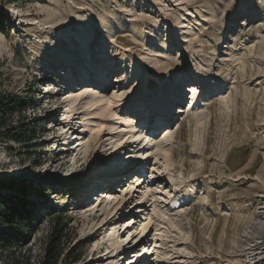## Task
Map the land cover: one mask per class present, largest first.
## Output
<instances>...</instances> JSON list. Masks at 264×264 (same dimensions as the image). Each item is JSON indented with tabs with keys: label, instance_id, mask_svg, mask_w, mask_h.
Masks as SVG:
<instances>
[{
	"label": "rangeland",
	"instance_id": "obj_1",
	"mask_svg": "<svg viewBox=\"0 0 264 264\" xmlns=\"http://www.w3.org/2000/svg\"><path fill=\"white\" fill-rule=\"evenodd\" d=\"M0 92L35 136L0 138V264L56 213L76 264H264V0H0Z\"/></svg>",
	"mask_w": 264,
	"mask_h": 264
},
{
	"label": "trees",
	"instance_id": "obj_2",
	"mask_svg": "<svg viewBox=\"0 0 264 264\" xmlns=\"http://www.w3.org/2000/svg\"><path fill=\"white\" fill-rule=\"evenodd\" d=\"M34 108L33 99L15 93L0 92V138L12 141L18 145L31 143L35 136L31 126L23 116L28 109ZM8 199L5 208L0 201V225L6 228L17 229L27 220L23 201L14 197ZM10 202V203H9ZM17 205V206H16ZM50 224L48 243L44 248L43 264H76L82 254H66L64 233L70 231L64 215L56 213L48 218Z\"/></svg>",
	"mask_w": 264,
	"mask_h": 264
},
{
	"label": "bare ground",
	"instance_id": "obj_3",
	"mask_svg": "<svg viewBox=\"0 0 264 264\" xmlns=\"http://www.w3.org/2000/svg\"><path fill=\"white\" fill-rule=\"evenodd\" d=\"M244 24H242V26H243ZM188 94H191V95H194V94H196L197 93V89H195V87L194 86H189L188 88ZM185 97V96H184ZM99 98V97H98ZM187 98H188V96H187ZM180 101L181 100H183V97H181V99H179ZM165 102V101H164ZM192 102V101H191ZM165 105H167V104H165ZM160 107V106H159ZM159 107L158 108H156V110H158L159 112L161 111L160 109H159ZM155 108H153V109H151V115L153 114V112L155 111L154 110ZM165 109V108H164ZM177 110V112H176V114H180L181 112V114H184V111L181 109V108H177L176 109ZM166 113L168 114V110L166 111ZM141 114V113H140ZM155 114V113H154ZM163 114V113H162ZM167 114H165L164 116H161L160 114V116L162 117V119H164L163 121H161L160 123H161V125H163V124H166L167 123V121H171L172 120V118H171V116H169V115H167ZM160 117V118H161ZM129 119H131V118H129ZM164 122H166V123H164ZM131 126V125H130ZM132 127V126H131ZM168 130V129H167ZM165 131V130H164ZM161 133H163V130H162V132ZM136 134V133H135ZM137 134H138V132H137ZM134 136V135H133ZM132 136V137H133ZM138 136V135H137ZM152 141H154V138H152V139H150L149 140V143L150 142H152ZM148 143V144H149ZM76 144V142L71 146L72 148L74 147V145ZM140 147V146H139ZM77 148V147H76ZM76 148H74V149H72V152L74 153V151L76 150ZM71 150V149H70ZM69 149L67 148V147H64L63 148V155H68L69 154ZM138 154V153H137ZM136 154V155H137ZM136 155H135V157H136ZM140 155V154H139ZM139 155H137V157L139 158V161L140 162H142L143 161V154L141 155V156H139ZM136 157V158H137ZM138 162V161H137ZM144 162V161H143ZM133 167V166H132ZM129 168V167H128ZM130 169V168H129ZM129 169H127V170H129ZM131 169H133V168H131ZM130 169V170H131ZM127 172V171H126ZM122 179V178H121ZM132 179H134L135 180V183H137V182H139L140 181V179L141 178H138L137 177V175H135V176H133V178ZM83 184L82 183H78V184H76L75 186L76 187H78L79 189L81 188V186H82ZM103 186H104V184L102 183V184H100V188H103ZM109 186V185H108ZM98 187V186H97ZM132 187H134V186H132ZM97 189H99V188H97ZM131 189V188H130ZM131 192V191H130ZM89 193H91V192H89ZM89 193H87V194H89ZM99 194H101V195H104V194H102L101 192L99 193ZM98 195V194H97ZM96 195V196H97ZM106 195H108V196H111L110 194H106ZM130 196V195H129ZM110 200V199H109ZM109 200H107V201H109ZM109 203H114V201L112 202V201H109ZM262 208V207H261ZM261 208H260V210H261ZM139 210H142V208H140ZM263 210V209H262ZM96 212H94L93 213V215L95 214ZM143 212H141L140 214H142ZM260 214H264V212L262 211V212H260ZM115 216L116 215H114L112 218H110L102 227H104V226H106L107 224H109L111 221H112V219H114L115 218ZM263 218V217H262ZM121 226H122V228H127L128 226H129V224L127 223V221L125 220V221H122L121 223H120V228H121ZM127 226V227H126ZM140 226V225H139ZM258 226L260 227V228H262V229H264V220H260L259 221V223H258ZM139 228V227H138ZM142 229V228H141ZM100 230L101 229H98L95 233H94V235L95 234H98L99 232H100ZM117 230V229H116ZM117 232H115L114 234H116ZM117 236H119V235H117ZM118 240H119V238H118ZM263 243H264V241H263ZM115 250V249H114ZM149 250V249H148ZM148 250H146L145 249V247H143V251L145 252V254L147 253V251ZM113 251V250H112ZM98 252V251H97ZM114 253H116V254H118L119 252H109L108 253V255L109 254H114ZM111 255V256H112ZM107 257V256H106ZM110 258H112V257H108L107 259H110ZM132 260V259H131ZM141 261V260H140ZM140 261L139 262H137V261H135V262H131L130 264H137V263H140Z\"/></svg>",
	"mask_w": 264,
	"mask_h": 264
}]
</instances>
